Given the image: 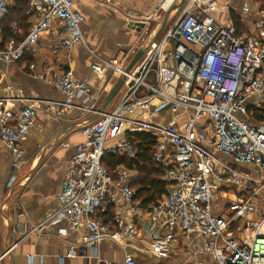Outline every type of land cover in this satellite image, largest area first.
<instances>
[{
    "label": "built area",
    "instance_id": "built-area-1",
    "mask_svg": "<svg viewBox=\"0 0 264 264\" xmlns=\"http://www.w3.org/2000/svg\"><path fill=\"white\" fill-rule=\"evenodd\" d=\"M17 1L27 5L28 30L15 21L6 39L4 23ZM76 1L0 0V75L7 65L38 53L42 36L55 26L60 48L86 46L85 19L75 10ZM98 1L111 5V0ZM263 3L244 0L238 18L247 29H240L233 19L221 23L216 18L220 7L214 0H186L163 35L142 46L143 56L130 70L138 52L133 48L112 60L88 50L95 77L106 85L124 82L110 112L88 104L113 88L92 92L96 87L78 80L72 70L47 67L38 74L35 64L26 66L30 76L50 83L65 99L29 98L23 88L7 87L0 98V144L16 159L39 112L61 118L79 109L99 117L81 129L85 140L75 146L58 209L29 233L66 222L72 230H83L86 252L106 240L135 241L142 235L161 258L169 256L175 241L201 233V251L215 264H264V121L256 118H264ZM253 13L261 20L250 19ZM126 20L131 29L149 23L136 22L131 14ZM135 134L154 138L151 159L167 189L146 208L136 201V167L121 165L111 173L104 164L107 157L137 159V144L129 139ZM220 192L223 203L214 206ZM74 256L71 249L68 257ZM120 264L137 262L126 255Z\"/></svg>",
    "mask_w": 264,
    "mask_h": 264
},
{
    "label": "crops",
    "instance_id": "crops-1",
    "mask_svg": "<svg viewBox=\"0 0 264 264\" xmlns=\"http://www.w3.org/2000/svg\"><path fill=\"white\" fill-rule=\"evenodd\" d=\"M214 1L222 9L215 15L221 23L231 19L229 11L240 13L244 3V0ZM175 3L176 0H111V5L107 6L98 0H77L75 10L85 19L86 46L78 45L72 50L60 48L55 36L59 28L55 26L52 32L42 36L38 53L29 54L19 64H9L4 68L0 75V98L7 95V87L11 85L23 88L29 98L64 101V96L53 85L30 76L25 69L30 64H35L38 74L47 67L60 72L72 70L78 80H88L96 87L91 88L92 92L102 87L110 91L117 81L106 85L105 79L92 74V56L88 50L104 60H112L131 48L139 52L148 40L160 38L175 21L177 15L174 11L179 14L185 6L179 9L180 4L175 6ZM127 14H131L136 22L148 20L149 23L141 32L128 28ZM252 17L255 21L261 20L258 14ZM107 98L108 94L103 92L96 103L91 101L88 105L101 111ZM117 102L116 96L104 112H110ZM76 104L82 105L79 101ZM98 120V116L79 109H73L61 118L39 112L36 128L21 144L22 154L18 159L0 144V264H120L126 255L132 256L137 264H164L172 260L174 264H215L211 254L195 249L198 236H202L203 246L205 244L201 233H193L187 240L175 241L172 252L163 258L151 252L150 240L142 235L135 241L106 240L86 252L83 249V230H72L66 222L29 233L31 228L58 209L75 146L85 140L81 129ZM64 142L71 146L63 147ZM13 176L16 180L10 188L8 184ZM61 229L66 233L62 234ZM71 249L76 256L68 257Z\"/></svg>",
    "mask_w": 264,
    "mask_h": 264
},
{
    "label": "trees",
    "instance_id": "trees-1",
    "mask_svg": "<svg viewBox=\"0 0 264 264\" xmlns=\"http://www.w3.org/2000/svg\"><path fill=\"white\" fill-rule=\"evenodd\" d=\"M26 7L27 5L25 3L17 1L11 9L4 23V37L6 39L11 37L10 27L15 21H20L23 31L27 32L28 26L26 25L27 18L25 16ZM232 18L234 21H238L236 17L232 16ZM237 23L239 25V21ZM256 118L260 121H264V118L261 116H257ZM129 139L137 144V159L129 160L127 158L107 157L104 160V164L111 173L121 165L136 167L138 171V179L135 183L137 189L136 201H140L143 207L148 206L151 203L161 200L167 193L166 186L161 181L162 171L154 166L151 159L155 140L149 134L130 135Z\"/></svg>",
    "mask_w": 264,
    "mask_h": 264
},
{
    "label": "water",
    "instance_id": "water-1",
    "mask_svg": "<svg viewBox=\"0 0 264 264\" xmlns=\"http://www.w3.org/2000/svg\"><path fill=\"white\" fill-rule=\"evenodd\" d=\"M185 2H186V0H182L181 6L184 5ZM169 13H170V11H169ZM145 26H146L145 23H141L140 22V23L136 24V26H133L132 28L137 29L139 32H141L145 28ZM165 26H166V23L164 24V28H165ZM142 56H143V51L140 50L136 54V56L134 57V59L132 60L131 65L129 66V70L132 69V67L140 61V59L142 58ZM123 84H124L123 80H119L116 83V85L114 86V88L111 90L110 94H108V98H107V100L105 102V105H104L103 109L101 110V112H104V110L106 109V107L109 104H111V102L114 100V98L118 95V93H119L121 87L123 86Z\"/></svg>",
    "mask_w": 264,
    "mask_h": 264
},
{
    "label": "rangeland",
    "instance_id": "rangeland-1",
    "mask_svg": "<svg viewBox=\"0 0 264 264\" xmlns=\"http://www.w3.org/2000/svg\"><path fill=\"white\" fill-rule=\"evenodd\" d=\"M181 2H182V0H176V5L175 6H177V5H179L180 4V7H179V9L182 7L181 6ZM221 8H220V10L217 12V13H220L221 12ZM239 12H235V11H229V13H228V16L229 17H231V19H233L232 18V16H234V17H236L237 18V20L239 21V18H238V16H239ZM254 14H257V13H253L251 16H250V19H253V15ZM174 15H179L178 13H177V10L176 11H174ZM238 21H235V22H238ZM238 25V24H237ZM238 27L240 28V29H247L246 27H245V25H241V23H239V25H238ZM128 168H131V167H128ZM132 169H134V168H132ZM225 196V193L224 192H220L219 193V196H217L216 197V200H215V204H214V206L215 205H217L218 207L219 206H221L222 205V203H223V201H221L220 200V197L222 198V197H224ZM192 236V235H191ZM198 245L195 247V249L197 248V250L199 249V250H201L202 248H203V238H202V236H198ZM197 250H195V251H197ZM198 250V251H199ZM196 253V252H195ZM174 262V260H172L171 262H169V261H167V262H165L164 264H174L173 263ZM205 262V261H204ZM187 264H190V263H188L187 262ZM207 264H210V263H207Z\"/></svg>",
    "mask_w": 264,
    "mask_h": 264
},
{
    "label": "bare ground",
    "instance_id": "bare-ground-1",
    "mask_svg": "<svg viewBox=\"0 0 264 264\" xmlns=\"http://www.w3.org/2000/svg\"><path fill=\"white\" fill-rule=\"evenodd\" d=\"M201 236V235H200Z\"/></svg>",
    "mask_w": 264,
    "mask_h": 264
}]
</instances>
